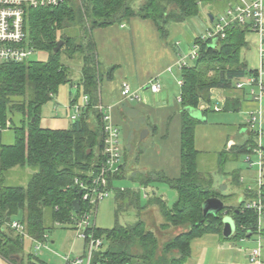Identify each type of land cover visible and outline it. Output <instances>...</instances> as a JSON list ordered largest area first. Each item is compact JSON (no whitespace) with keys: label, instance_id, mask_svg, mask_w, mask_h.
Wrapping results in <instances>:
<instances>
[{"label":"trees","instance_id":"obj_1","mask_svg":"<svg viewBox=\"0 0 264 264\" xmlns=\"http://www.w3.org/2000/svg\"><path fill=\"white\" fill-rule=\"evenodd\" d=\"M138 1L64 0L54 8L31 9L25 17L27 40L35 52L48 54L47 60L0 64V124L7 125L9 129L13 127L15 135L13 144L5 145L0 140V219L5 223L18 221L23 224L27 235L34 241L45 243L55 226L75 230L78 220L92 209V205L78 198L80 189L76 181L92 187L106 161L104 111L96 109L99 102L102 104V99L98 87L100 76L94 32L138 18L152 22L160 38L165 40L172 24L185 23L198 16L201 4L217 0H144L139 7H134ZM227 2L226 10L236 0ZM221 15L217 18L209 15L212 27ZM77 27L81 32L78 42L67 34ZM248 33V26L233 23L225 28L224 38L216 42L202 41L201 37L194 39L192 49L197 46L196 57H185L191 61L190 64L185 62V58H178L181 82L180 111L177 113L180 121L179 174L172 178L162 170L149 169L130 176V180L137 182L140 188L164 183L174 192L171 206L154 191L151 199L147 200V206H159L164 220L160 229L174 230L176 234L159 248L155 233L141 218L132 225L116 222L112 229L107 230L89 226L86 234L100 239L105 246L93 253L91 264H185L190 257L192 240L204 235L222 237L225 217H230L235 227L230 240H243L248 234L253 236L256 212L245 208L244 203L256 199V191L245 190L242 202L224 206L216 215L203 217L204 201L216 198L224 204L223 199L227 196L213 191L212 182L198 170L200 152L194 144L197 119L191 113L198 111L201 103L210 106L213 90H235L238 82L256 74V70H249L240 56L246 47ZM61 40L64 41L63 47L53 53ZM178 45L175 44L176 47ZM62 53L69 59L76 54L81 56L80 81L76 88L88 98V103L72 120L73 106L81 103L76 99L70 102L68 109L73 114L69 116L68 128H43L40 126L42 107L57 96L62 85L72 81L69 68L60 62ZM111 77L110 73L106 74L107 79ZM18 98L23 100L16 101ZM239 109L238 98L227 100L223 107L225 112H238ZM102 110L106 107L103 106ZM206 112L208 110L203 111V115ZM15 113L21 115L17 127L12 119ZM113 127L118 131V170L112 173L105 167L103 177L108 190L115 196L116 215L136 210L140 216L139 211L144 210L140 204V190L114 187L117 181L126 178L122 176L126 160L119 129L115 125ZM247 127L245 123L247 139L219 152V162L225 161L226 155L234 160L238 155L253 153L256 135ZM131 138L129 136L127 141ZM248 163L252 164L251 159ZM263 165L264 148L262 169ZM15 168L31 170L26 186L4 185L5 176ZM232 177L236 181V175ZM261 197L264 198L263 186ZM77 199L79 210L75 212L73 202ZM93 207L95 215L97 206ZM23 244V238L11 229H0V257L3 260L11 264H45L32 255L25 256Z\"/></svg>","mask_w":264,"mask_h":264},{"label":"rangeland","instance_id":"obj_2","mask_svg":"<svg viewBox=\"0 0 264 264\" xmlns=\"http://www.w3.org/2000/svg\"><path fill=\"white\" fill-rule=\"evenodd\" d=\"M142 1L144 0H139L134 4V7H139ZM227 4V0H217L215 2L201 4L198 16L189 19L185 23L175 25L176 30H172V26L169 27V35L164 42L161 40L162 43L169 49V51L175 54L174 56H176V58H185L192 50L193 40L206 34V31L211 29L212 25L209 21V15H213L217 18L220 14H223L226 11ZM144 24L145 25L142 26H135L133 37L128 35L130 30L132 33L133 29L129 23L124 24L123 28H121L119 24H116L108 27V29L100 31L101 33L96 32L94 34V39L98 43V54L100 56L99 59H97L100 76L98 87L103 97V105L105 104L104 100L107 101V99L111 98L110 101L113 104L108 106L110 109H113L112 106L118 101L117 85L119 84L121 77L123 78L122 75L127 78L132 89H135L143 80L145 76L143 74L144 71L150 66L139 65V61L138 63L136 61L138 64L136 68L137 74H131L130 71L133 70V62L131 61L130 56L131 49H135L136 54L138 51L141 56L143 54L147 55L145 56V63L150 60L154 64L151 66V70L153 67L158 66L159 68L162 65L160 64L162 63V58H160L161 51L159 50L160 46H162L161 42L158 37H155V33H153L154 31L151 32L153 28L151 22L146 21ZM143 27L148 31L140 34V29ZM79 30L80 29L77 27L67 34H70V36L75 38V41L78 42L81 36ZM116 31L119 32V34H116ZM125 33H127L126 36ZM120 35L125 37H118ZM245 41L246 48L241 50V59L247 63L250 69H252L251 67H254V69L258 70L260 63L258 60V42H256V36L249 32L245 37ZM176 43L179 44L177 47L175 46ZM27 44H29L28 40ZM62 47L63 45L61 48ZM149 55H154V58H151V56L149 57ZM47 57L48 54L44 52H35L32 60L46 61ZM60 62L69 68L72 81L69 84L62 85L58 90L57 96L42 107L41 118H46L47 120V122H45L41 119L40 126L43 128L48 127L47 125H49V122L52 119H55L56 116L67 120L69 116L73 114V112L68 109L70 102L73 99H76L77 103L82 102L83 94L81 91L78 92L76 88L80 81V69L82 67L81 56H77L76 54L72 59H69L67 55L62 53L60 55ZM142 62H144V59ZM185 62L188 64L191 63L188 58H185ZM125 65L127 66V69ZM151 70H149V72ZM107 73L111 74V79L106 78ZM157 79L161 86V92L157 95H153V97L154 99L160 98L168 101L170 108L168 109L169 112L165 113L166 121H158L159 118L156 116L155 112H146V115L149 114V116H147V123L150 125L154 123L153 125H156L158 128V132L155 136L151 135L148 138L149 133H147L146 130H143L141 134L139 133V138L136 136V131L138 133V130L133 128L134 122L129 121L127 117H125L127 123L123 122L121 118L117 116V108L111 110L112 122L113 125L117 126L119 129L120 144L121 146L124 145V155L126 160L123 174L121 173L122 176L126 178L117 181L114 184V187L140 190V204L144 207V210L142 209L139 211L141 213L140 216L136 210L121 212L116 215V200L113 191L110 190L109 196L98 203L95 215L89 214L88 222L90 226L94 225L96 228L107 230L112 229L116 222L121 225H132L141 218L145 221L147 227L155 233L159 248H161V245L163 246V244L173 237L176 232L174 230L162 231L160 229L159 226L164 220L160 214L159 206L156 204L147 206V200L151 199V194L154 191L159 197H167V205L171 206L175 194L169 189L168 185L164 183H154L153 185L140 188L137 182L130 180V176L135 175L136 172L139 174L145 173L148 172L149 169L157 171L162 170L167 176L172 178L177 177L179 174L178 153L180 121L177 117L179 105L176 100L180 95V87L177 82L180 80V70L173 67L171 73L166 70L162 71ZM243 81H245V79ZM123 82H121V84ZM244 91L248 95L249 88H245ZM254 91L255 93H258L257 88H254ZM106 94H108L107 97ZM147 94H150L149 91H147ZM246 98L250 97L247 96ZM15 100L22 101L23 99L18 98ZM260 102L259 107L262 108L264 122V97ZM215 105L218 106L219 109L222 108L220 103L212 101L208 112H206L205 115L199 111L194 113V118L197 119L194 131L195 147L200 152L198 157V170L212 182L211 189L213 191L218 192L222 196H227V198L223 199L224 206L235 205L237 202L239 203L244 200V186H247L245 187V190H251V188L253 190L256 189L259 172V166H257L258 155L249 152L247 154L238 155L234 160L231 156L226 155L225 161L223 159V161L219 162L217 154L224 149L227 140L234 142L233 144L240 145L247 139L248 135L239 134V129L237 128V126L242 125L246 119V115L243 112V106L239 112H222V110L215 112ZM128 106L131 108H137L139 107V102H129ZM252 108L255 109V107ZM20 118L21 115L18 113H15L12 116L15 127L19 126ZM141 119V116H138L135 117L133 121L137 123V121H140ZM142 124H144L143 121ZM128 125L132 127L135 132H132V138L129 141H125L129 135L130 127ZM144 125H142V127H144ZM162 135H165V137H160ZM141 136H143V138H141ZM14 140L15 135L13 127L1 135L2 144L10 145L14 143ZM157 145L161 146L159 152L155 148ZM248 158L251 159V166H249V163L247 162ZM31 173V170L28 168H15L5 176L4 185L24 187L26 186ZM234 174L236 175L237 182L233 180L232 176ZM241 177L244 179V183L240 182ZM261 179L264 185V165L263 176ZM256 192H259V190ZM262 237L259 262L264 264V235ZM256 241V236L243 240H230L222 234V237L219 238V242L224 249H233V252L228 253L233 256H239L241 260L240 263L247 261V255L257 246ZM23 245L25 256L32 255L45 264H64L63 257L66 255H69L71 259L82 256L85 242L83 239L76 237L73 230L55 226V228L48 233V240L44 243L46 247H42L40 250L36 251L34 247L37 245L32 243L29 239H24ZM104 247L105 246H102L100 250H103ZM237 250H239V252H237ZM210 257V253L208 254L207 251H203L197 260L194 258L192 261L193 263L196 261V264H209ZM218 257L221 258L222 256L219 255ZM0 264L11 263L0 257ZM234 264H237V262H234Z\"/></svg>","mask_w":264,"mask_h":264},{"label":"built area","instance_id":"obj_3","mask_svg":"<svg viewBox=\"0 0 264 264\" xmlns=\"http://www.w3.org/2000/svg\"><path fill=\"white\" fill-rule=\"evenodd\" d=\"M64 0H0V64L9 63H22L31 61L35 51L27 44L25 17L29 10L37 9L40 7L54 8L63 3ZM233 23H238L242 26H248L249 32L255 34L259 38V56L264 60V1L263 0H236V3L230 5L229 9L222 14L214 27L206 31V34L201 36L202 41H218L224 38L225 28ZM197 46H193L192 51L188 56L191 59L196 57ZM244 80V79H243ZM240 81L235 85L236 90L244 91L249 88L248 96L256 102H260L264 97V67L261 65L256 74L248 76L245 81ZM181 82H179L180 84ZM147 88L153 93L157 94L160 91V85L157 81L151 82ZM254 88H257L258 93H255ZM143 90L140 88L137 91H132L131 86L127 82L121 84L120 95L123 99L139 100V93ZM88 103L86 96L82 97L80 105L73 106L74 115L72 120L78 117V113ZM102 104L96 106L99 111H104L103 120L105 122L104 134V155L106 157L105 164L103 165L100 176L93 181V186L88 187L83 183L76 184L80 189V200L88 202L92 205L89 213L83 216L74 225L75 236L85 241V248L82 256L71 259L69 255L63 257L64 264H91L93 253L97 252L102 247V241L94 238L92 234H86L87 228L90 226L88 222L89 214H94V205L107 198L110 194L104 180L105 167L106 171L116 172L120 159L119 145H118V131L113 127L111 109L106 107L102 110ZM215 110L218 109L215 107ZM247 130H251L256 135L255 147L252 152L258 155L257 165L259 166V179H258V197L256 199L248 200L244 203L245 208L252 209L256 212L257 223L256 230L253 236L257 237V246L252 249L248 254V261L252 264H260L259 258L261 254V244L264 233V198L261 197L262 183V160L264 148V124L262 113L258 115L250 114L246 120ZM9 127L0 124V140L1 135L7 131ZM250 159H247V162ZM252 165V164H251ZM250 165V166H251ZM9 228L14 231L21 238L29 239L32 243L36 244L35 250L38 251L42 247H46L44 243L34 241L27 235L23 224L18 221H11L5 223L0 219V229Z\"/></svg>","mask_w":264,"mask_h":264},{"label":"crops","instance_id":"obj_4","mask_svg":"<svg viewBox=\"0 0 264 264\" xmlns=\"http://www.w3.org/2000/svg\"><path fill=\"white\" fill-rule=\"evenodd\" d=\"M146 21H143V20H140L138 18H134V19H131V21L129 22V24L131 25V27H133L132 29V33H131V30L130 32L128 33V35L130 37H133V31H134V28L135 26H142V25H145ZM150 22V21H148ZM152 24V22H151ZM176 24H172V30H176ZM121 28L124 27V25H120ZM153 28L151 30L154 31L153 33H155V37H158V39L160 40L161 42V45L159 50L161 51V57L162 58V64L159 68L158 66L157 67H153L152 70H151V66H153L154 64L149 60V62H146L145 63V56L147 55H140V53L137 51V55L136 54V50L135 49H131L130 51V56H131V61L133 62L132 63V66H133V70L130 71L131 74L133 73H136L137 74V66H138V61H139V65H150L146 71H144V78L143 80L140 82V84L138 85L137 88L135 89H132V86L131 84L129 83V81L127 80L126 77L123 76V78L121 77V80L119 81V84L117 85V92H118V101L112 106L113 109L111 110H114V108H117V116L119 118H121V120L125 123H127V119L131 122H134V126L133 128L136 130H138V133L136 131V136H138L140 138V134L143 130H146L148 134V138L151 136V135H154L157 134L158 132V128L156 125H150L149 123H147V116L146 115V112L147 111H151V112H155L156 116L159 118L158 121H166L165 120V113L166 112H169V103L168 101L164 100V99H160V98H155L153 97V95H157L159 94L161 91H159L157 94H153L148 88L147 86L151 83V82H154V81H157L158 82V76L159 74L162 72V71H167V72H172V68L173 67H176L178 68L177 66V63H178V57L176 58V56H174L175 54H173L171 51H169V49L164 46V44L162 43V41L164 42V40H162L158 34V32L156 31L154 25L152 24ZM108 29V28H106ZM105 29H100V30H97L94 32V34L96 32H100V31H103ZM148 30H145V28H141L140 29V34L142 33H146ZM101 33V32H100ZM116 34L119 32H115ZM127 35V33H125V36ZM138 35V34H137ZM255 35V34H254ZM94 36V35H93ZM123 36V35H122ZM121 35L118 36V37H122ZM123 36V37H125ZM256 36V35H255ZM150 38V37H149ZM152 39V37H151ZM162 40V41H161ZM134 41V40H133ZM96 42V41H95ZM256 42H258V60H259V63H260V66L262 65L264 67V60H261L260 56H259V38L258 36H256ZM97 44V59H99V54H98V43L96 42ZM246 48V47H245ZM243 50V49H242ZM151 56V58H154V55H149V57ZM144 59V62H142ZM148 59V58H147ZM137 61V63H136ZM244 61V60H243ZM245 62V61H244ZM246 63V62H245ZM247 64V63H246ZM248 66V65H247ZM126 69H127V66L125 65ZM251 67V66H250ZM158 68V69H157ZM252 69H250L248 67L249 70H257V69H254V67H251ZM179 69V68H178ZM149 70H151L149 72ZM112 78V77H111ZM148 78V79H147ZM123 81H126L129 83V85L131 86V89L132 91H137L139 90L140 88H143V90L139 93L140 95V99L139 100H131V99H123L121 98V95H120V91H121V82ZM178 84L180 82L177 81ZM159 83V82H158ZM160 85V84H159ZM179 87H180V84H179ZM160 90H161V86H160ZM147 91H149V95L147 94ZM108 94H106V97H107ZM247 94L245 93V91H239V90H213L211 92V100L212 101H215L217 103H220L221 104V109H219L218 106L215 105V107L218 109V111L222 110V112H225L223 111V107L225 105V102L227 100H231L232 98H238L240 100V109L239 111L241 110L242 106L244 107L243 109V112L244 114L246 115V119L244 120V123L240 126H237V128L239 129V134H246V130H245V123H246V120L247 118L250 116V114H254L255 116L258 115V112L262 113V119H263V111H262V108L259 107V104L261 102H256V101H253L251 98H246ZM249 97V96H248ZM102 94H101V99H102ZM111 99V98H110ZM110 99H107L104 100V105L106 107L110 106V104H113L111 103ZM179 100H180V97L176 100L177 101V104L179 105ZM139 102V107L137 108H131L128 106V103L129 102ZM117 104V105H116ZM103 105V103H102ZM103 105V106H104ZM215 107H214V111L215 112H218L215 110ZM252 107H255V109H253ZM209 109V105H205L203 103L200 104L199 106V112H203V111H206ZM180 111V106H178V112ZM238 111V112H239ZM148 112V113H149ZM227 112H233V111H227ZM69 113V112H68ZM67 114V113H66ZM203 114V113H202ZM175 115V114H173ZM138 116H141V120L140 121H137V123H135V121H133L135 119V117H138ZM125 117H127V119L125 120ZM178 117V115H177ZM171 118V116H170ZM42 120H44L45 122H47L46 118H42ZM142 121L144 122V124H142ZM142 125H144V127H142ZM48 127L46 128H51V129H64V128H68L69 127V118L67 120H65L64 118H60V117H55V119H52L50 122H49V125H47ZM129 126V125H128ZM130 127V126H129ZM132 127L129 128V135L128 137L132 136V132L134 133L135 130L133 129ZM140 133V134H139ZM161 135V134H159ZM127 137V138H128ZM160 137H165V135L163 136H160ZM195 138V137H194ZM127 141V139L125 140ZM234 142L232 141H229L227 140L226 144L224 145V149L223 150H227L229 149L233 144ZM194 144H195V140H194ZM158 152L160 151L159 149H161V146H156L155 147ZM196 148V147H195ZM197 150V149H196ZM199 151V150H198ZM250 166V165H249ZM259 176H260V173L258 172V177H257V182H258V179H259ZM241 180V183H244V179L241 177L240 178ZM256 182V189L253 190L251 188V190L253 191H257L258 190V183ZM245 187L247 186H244V189H243V193L245 192ZM263 188H264V185H263ZM175 196H173L174 198ZM161 199L166 201L167 202V197L165 196H161ZM244 200H245V194H244ZM238 203V202H237ZM236 203V204H237ZM203 251H207L208 254L210 253L211 257L209 258V264H234V262H237V264H252L248 261V255H247V258H246V262L244 263H240L241 260L239 258V256H233L231 255L230 253L228 252H233V249H224L222 247V245L220 244L219 242V238L217 235H204L200 238H196L194 240H192L191 242V245H190V257L187 259V261L185 262V264H196V261H194L193 263V259L195 258V260L198 259V257L203 253ZM237 252H239V250H237ZM219 255H221L222 257H218ZM260 263V262H259ZM261 264V263H260Z\"/></svg>","mask_w":264,"mask_h":264},{"label":"water","instance_id":"obj_5","mask_svg":"<svg viewBox=\"0 0 264 264\" xmlns=\"http://www.w3.org/2000/svg\"><path fill=\"white\" fill-rule=\"evenodd\" d=\"M63 44H64V41L57 42L53 50V53H57ZM195 112H198V111L191 112L193 116ZM141 138H143V136H141ZM80 196H81V193H78V198ZM73 207H74L75 212L79 210V200L78 199L73 202ZM223 208H224V204L221 202V200L216 199V198L207 199L202 204L203 217L205 218L209 215H216L217 213L221 212ZM234 229L235 227H234L233 220L230 217H225L223 219L222 234L225 237L230 238L233 235ZM250 236L251 234H248L247 238H250ZM136 264H141V263H136Z\"/></svg>","mask_w":264,"mask_h":264}]
</instances>
